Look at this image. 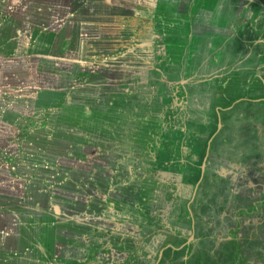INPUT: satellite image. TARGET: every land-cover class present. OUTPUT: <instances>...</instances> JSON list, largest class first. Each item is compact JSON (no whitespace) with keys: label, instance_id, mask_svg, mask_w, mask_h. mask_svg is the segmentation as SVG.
Returning a JSON list of instances; mask_svg holds the SVG:
<instances>
[{"label":"crops","instance_id":"1","mask_svg":"<svg viewBox=\"0 0 264 264\" xmlns=\"http://www.w3.org/2000/svg\"><path fill=\"white\" fill-rule=\"evenodd\" d=\"M158 3L166 19L163 16V24L151 27L155 31L166 30L159 35L148 32L150 26L146 21L136 25L122 20L124 14L120 13H109L94 22L86 15L82 22L75 24L80 30L75 42L83 45L81 49L85 50L91 42L87 60L94 58L97 65L99 61L111 63L105 71H95L96 80L89 74L93 72L82 71L85 64L82 60L77 62L76 49L63 48L59 53L63 58L59 59L43 55L41 58L51 64H47L48 73L41 71L44 62L34 67L33 63L22 59L21 54H25L22 47L26 45H16L20 40L18 36L29 41L32 31L27 26L34 28L36 24L26 25L27 21L15 20L10 27L13 35L9 39L4 35L3 39L7 40L3 43L10 45L4 54L15 58L0 64V264H51L52 258H55L53 264H248L243 248L253 249L258 229L243 227L250 221L255 223L252 218L257 214H263L260 219L264 223V164L260 162L264 132L259 130L260 135L256 137L259 155L256 163L263 177L256 182L262 190L251 199V215L244 213L247 208L241 204L247 202L243 199L236 201L239 205L230 213L224 208L226 191L233 185H227L233 170L224 175L220 169L219 174L214 172L217 184L207 182L209 190L202 196L201 209H196L193 203L204 189L208 153L204 159L207 169L205 166L200 176L201 185L197 184L194 191L187 180L177 182L172 176L163 177L162 169L169 162L160 160L153 151L154 142L165 141L159 127L156 128L160 117L146 110L172 104L175 93L172 85L175 84L205 89L214 82L218 92L223 85L228 102L239 99L231 89L236 88L243 77L250 81L256 80L258 75L264 78V0H159ZM113 5L111 10L117 8ZM44 6L52 7L55 16L52 32L63 27L68 30L64 5ZM19 28L26 29L27 33L18 34ZM233 36L240 39V49L221 54L225 42ZM43 43L45 41L39 38L38 47H44ZM128 45L145 46L150 50L142 53L136 48L138 52H131ZM120 48L122 54H114ZM191 53L197 61L190 70L192 73L184 75L187 78L184 81H176L184 66L189 67ZM72 59L75 62L69 63ZM68 66H72L71 74L77 72L78 77L85 79L83 82L92 78L91 85L86 87L90 89L89 100L84 101L82 92L73 88L72 79L68 81L71 77L67 76ZM63 79L64 89L59 82ZM19 89H25L29 96H18ZM26 96L28 98H24ZM81 104H87L89 113L98 116L90 115L83 122ZM71 105H74V113L70 112ZM259 105H264V101ZM46 110H58L60 126L57 129L49 120L47 127L57 129L50 134L37 126L43 124L42 115ZM218 118L220 121V115ZM83 124L89 127L88 138ZM261 125L264 128V122ZM221 130L208 138V151L215 157L220 156L216 146L226 140L222 135L233 140L223 131L224 126ZM185 131L181 136L187 139L190 136L194 143L205 140L204 135L192 132V127ZM84 140L91 143L84 146ZM179 142L177 139V149ZM160 147L161 151L163 145ZM84 154L86 159L81 161ZM235 162L237 164L238 160ZM244 167L248 170L251 165ZM246 181L253 183L245 176L235 180L237 184L233 188L245 186ZM132 183L135 189L130 187ZM216 186L224 190L225 197L220 195L214 202L216 193L212 192ZM49 187H58L60 193L53 195ZM83 188L98 192V198L90 199L97 211L91 213L90 228L84 229L85 232L49 230L41 222L44 219L34 218L32 211L36 205L40 209L60 205L58 215L64 221L71 216L67 213L70 210L63 211V207L70 205L75 211L81 205L76 209L81 212L84 198L79 194L84 193ZM189 191L192 192L190 203L188 208L182 205L185 213L180 214V210L183 211L180 194ZM143 195L146 200L142 199ZM119 203L136 208L142 218H127L131 223L124 221L125 216L116 207ZM164 209L168 215L162 213ZM237 213L243 214L237 216ZM228 214L235 222L232 228L225 223L220 225L221 221L231 219ZM232 231L234 237L230 236Z\"/></svg>","mask_w":264,"mask_h":264},{"label":"rangeland","instance_id":"2","mask_svg":"<svg viewBox=\"0 0 264 264\" xmlns=\"http://www.w3.org/2000/svg\"><path fill=\"white\" fill-rule=\"evenodd\" d=\"M158 2L159 0H157V2H154V0H63V2L60 3L59 0H0V58L3 59L0 60V64L3 61H10L12 58H15L10 57L9 53L6 56L4 54L10 47L9 44L7 45V43H3L7 40L3 39L6 38L4 35H6L7 38L11 37L10 35H13L11 31L13 30H11L10 27L14 24V21L24 20L27 21L26 25L36 24V26L34 28L31 26H27L32 31L29 35L31 36V39H29V41H27V39H24V36H18V34H21L20 31H24L27 33L26 29H24L26 28V25H24V28H19V33L17 34V36L20 37V40H18L16 45H26V47H22V49L25 50V54H21L22 57L24 56V58L21 57L22 59L28 60L29 64L33 63L34 65L44 62V66H42L41 71L48 73L47 64L49 63L45 62L43 60L44 58H41L43 55L53 58L58 57L59 59L63 58L61 54L59 55V53L61 51H64V49H69V51L76 49V52H79L77 53V62H79V60H82L81 62L85 64L82 66V71L93 72L89 74H91L92 78L96 80L95 73L97 72V69L105 71L106 69H108L107 65H110L111 63H107V61H99L97 65L96 59L93 58L89 61L87 60L89 52L91 54V42L87 44L85 50L81 49L83 48V45H79V42H75L76 36L80 34V30L77 26H75V24H77L78 22H82L86 18V15L90 16L88 20H91L92 18V22H94L100 21L105 17V15L109 16V13H120L119 15L121 16L124 14L122 20H130L133 23H136V25H143V23L141 22L146 21L147 25L150 26V29L147 28L148 32H158L159 35V33H164V31L166 30L160 29L159 31H155L151 27L161 24V21L166 19V15L161 9L162 6ZM112 3L117 6L116 9L111 10ZM60 4L64 5V10L66 11L64 13V16L68 20L66 21V24L69 27L68 30H66L65 27H63V29L59 28L55 33H53V20L55 19V16H53L52 7H45L44 5L56 6ZM106 4H108V6H106ZM154 5H156V7H154ZM16 10L17 12H15ZM18 11H21V13H18ZM141 14L143 15L142 17L140 16ZM163 16L165 17V19H162ZM7 30L9 32H7ZM141 30L142 32H144L143 28ZM145 33H147V30L145 31ZM39 38L45 41V43H43L44 47H40L41 49L38 47ZM10 41L11 40H9V43ZM73 42H75V44ZM117 43L120 44V42L118 41ZM11 44L16 46L15 44H13V42ZM128 47L131 52H138V50H141L142 53H145L148 50L145 46H143V48L139 46L138 48L136 47L138 50L134 48L135 46L133 45H128ZM125 48L126 45L123 48L126 52ZM238 48L240 49V39L233 36L225 42V45L221 49V54H229L230 52H232L231 50H237ZM118 51V53L114 54H122L121 48L120 50L118 49ZM189 55V64H187L189 67L186 68L187 66H184V73L180 71L181 73L179 75V79L176 81H184L185 79H187L184 77V75H188L187 73H192V71L190 70L197 61L196 58L192 56V53ZM68 62L74 63L75 61L74 59H72ZM36 65L34 67H36ZM52 67L57 70L56 66L53 63ZM71 67L68 66V69L66 70H69L67 76H71L69 79H72L73 88H77L78 90H80V92H82V98L84 101L89 100L88 98L90 97V89L86 87L91 85L92 78L89 77L85 82H83L85 79L80 76L78 77L77 72L71 74V70L69 69ZM242 68L246 69L245 66H242ZM61 71L64 72L65 69ZM145 75H148V73H146ZM255 79L256 80L250 81L247 77H243V79H241L242 82H240V84H238L236 88L231 89L235 91L231 93H236V96H239V99L227 100L228 102H226L225 100L228 95L226 94V92H224V89L222 88L223 85L220 86V92H218L217 88L214 86V82L211 86H207L205 89H198L194 85L192 86L189 84H175L172 85L175 92L173 93L172 99H174V102L172 104H162V106L157 107L156 109L146 110L147 112H156V114H158V118L160 117L156 122V128L159 127V130L161 131L163 138H165V141L160 142V140H158L154 142L153 151L154 153H157L160 160L169 162L162 169V172H164L163 177H165L166 175H168L169 177L172 176L173 180H177V182H180L181 180H187V182L192 184L190 186H192V191H194L197 184L201 185L202 180L200 181V176L202 175V164L208 153V169L206 166L207 173L205 170L207 176L205 179V183H202L204 189L200 190L199 193L197 190L198 194L196 196H198V198L196 199V202L193 203V205L196 203V209H201L202 196L209 190L207 182L211 180L212 183L217 184L213 177L214 172L219 174L218 172L220 169L223 170L222 175H224L225 172H232L231 170H233L231 177L228 178L227 185H235L237 184L234 183L235 180H241L245 176H248V179L252 180L251 182H253L250 184L246 181L247 183H245V186L240 187L241 185H238V189H236V187L233 188L234 186L230 185V188H228V190L226 191V203L224 205V208L230 213L236 208V205H239L238 203H236V201L243 199L247 202V204H241L244 208H247V210H244V213L247 211V216H250L252 213V211L250 210L253 208V206L251 207V199L252 197L257 196L258 192L262 190L258 189L256 182L260 179V177H263L260 176L261 174L258 170L259 166L256 163L259 155L257 151H255V148H257L258 145V143H256V137L260 135L258 133L259 130L262 132V134L264 132V128H262L263 125H261L264 122V118L261 114H259L261 112H264V105H259L264 101V78L258 75ZM59 82L62 84V89H64L65 80H60ZM200 86L204 87L203 85ZM166 89L167 88L165 87L164 91H166ZM19 90L20 91L18 92V96L22 97L25 96V94L29 96L25 89ZM78 95H80V93H78ZM27 96L24 98H28ZM60 106L62 107L63 104H60ZM73 106L74 105L70 106V112L72 113H74V110L72 109ZM81 106V118L83 122L85 121V118H89L90 115H97L89 113L90 110L88 109L89 107L87 104H81ZM57 111L58 110H46L43 112V124L37 126H39L44 133L50 134L54 130H57L59 128L60 125L57 118ZM217 113L218 115H220V121ZM223 113L225 114L223 115ZM100 115L101 114H99V116ZM49 120L56 125L54 127H56L57 129L47 127V125H49ZM193 120L194 125L192 124ZM184 123H186V125ZM24 126L20 127L23 128ZM223 126L224 129H226L223 131L227 132V135L229 137H233V140L232 138L229 139L226 138L225 135H222L226 140L223 142H219L220 145L216 146L215 149L220 156L215 157L213 152L208 151L210 145L209 135L212 136V133L217 134L218 129L220 128L221 130ZM176 127H178L179 130H176ZM191 127L192 132L197 131L198 135H204L205 140H199L194 143L192 142L193 140H190V136L188 137V139L185 135L181 136L183 132L186 133L185 128H187L188 131ZM84 128L86 129L85 134L88 138L89 127L84 125ZM167 129H169V132H167ZM198 129L200 131H198ZM230 134H232V136ZM246 136L251 137L249 139H246ZM177 139H180V146L178 149ZM83 142L84 146L91 143V141L89 140H84ZM162 145L163 147L160 151V146ZM87 151H84V153L89 155ZM85 154L81 158V161H85ZM261 157V159L263 160L264 152ZM230 159L232 160L230 161ZM236 160H238L237 164L235 162ZM262 160H260V162L264 164ZM249 164L251 165V167L247 170L244 166ZM263 172L264 171H262V173ZM149 174L150 172L147 173V176ZM165 179L163 180L165 181ZM50 185L51 183H49V186ZM134 186L135 185L133 183L130 185L131 188L135 189ZM202 186H200V189ZM49 190L53 195H55L56 193H60V189L58 187H49ZM67 191L73 193L72 189H68ZM83 192L84 193L79 194V197L81 195L84 198V204L82 206L83 210L81 212L76 211V209H79L81 205L77 206L75 211L70 207V205H66L67 208L61 207L63 211H67V209L70 210L67 213L70 214L71 217L66 218V222L62 217H60V215H58L60 211V205L58 204H51L50 206L46 205L43 209H40L38 205H36V209L32 211V213H34V218L44 219L41 222H44L45 228L49 230L61 229V233H63L65 230H67L68 233H71L73 229L84 231V229L90 228L91 213L97 211V207L95 205L92 206L90 199L92 198V196L98 198V192L88 188H83ZM214 193H216V195H214L212 199V201L214 202L218 200L220 195L222 197H225L224 190L218 189L217 186L212 194ZM144 197L145 195L142 196V199ZM191 197V191H189L188 193L180 194V209L183 210L182 205H184L185 208H188V203H190ZM144 199L146 200V197ZM183 199H185V202L182 201ZM72 201L73 200H71L69 204L72 203ZM116 207L118 208L120 213H123V215L125 216L124 221L126 222L131 223L130 220L132 219L139 220L142 218L141 212H137L138 210L136 208H130V206L126 203H119ZM181 212L185 213L184 210H180V214ZM162 213H166V215H168L165 209L162 210ZM240 214L243 213H237V216H239ZM262 215L257 214L255 218H252V221H254L255 223H251L250 221L248 222V225H245L243 227L253 228L254 230L258 229L256 236L258 237V240H255L256 238L252 237L254 240V243L252 245L253 249L250 250V247L243 248V250H246L245 255L246 259L249 261L248 264H264V223L262 222V219H260ZM227 216L231 219H228L226 222L221 221L220 225L223 226L225 223L229 225L230 228H232L235 225V222L233 221L231 215L228 214ZM127 218H129L130 220H127ZM83 231L82 233L84 234L85 231ZM233 235L234 234L232 231V233H230V236L234 237ZM54 261L55 258H52L50 263L53 264ZM242 263L245 264L244 262ZM55 264L58 263L55 262Z\"/></svg>","mask_w":264,"mask_h":264},{"label":"water","instance_id":"3","mask_svg":"<svg viewBox=\"0 0 264 264\" xmlns=\"http://www.w3.org/2000/svg\"><path fill=\"white\" fill-rule=\"evenodd\" d=\"M205 166H206V162H204L203 165H202V175L204 173Z\"/></svg>","mask_w":264,"mask_h":264},{"label":"flooded vegetation","instance_id":"4","mask_svg":"<svg viewBox=\"0 0 264 264\" xmlns=\"http://www.w3.org/2000/svg\"><path fill=\"white\" fill-rule=\"evenodd\" d=\"M260 111H261V110H260ZM259 114H261V115H262V117H263V115H264V114H263V112H261V113H259ZM255 151H256V148H255Z\"/></svg>","mask_w":264,"mask_h":264},{"label":"trees","instance_id":"5","mask_svg":"<svg viewBox=\"0 0 264 264\" xmlns=\"http://www.w3.org/2000/svg\"><path fill=\"white\" fill-rule=\"evenodd\" d=\"M64 80V79H63ZM68 81H71L70 79Z\"/></svg>","mask_w":264,"mask_h":264}]
</instances>
